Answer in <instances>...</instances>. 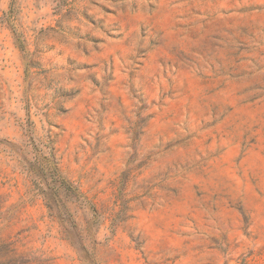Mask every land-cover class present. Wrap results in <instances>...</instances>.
I'll use <instances>...</instances> for the list:
<instances>
[{
	"label": "rangeland",
	"instance_id": "1",
	"mask_svg": "<svg viewBox=\"0 0 264 264\" xmlns=\"http://www.w3.org/2000/svg\"><path fill=\"white\" fill-rule=\"evenodd\" d=\"M1 241L264 264V0H0Z\"/></svg>",
	"mask_w": 264,
	"mask_h": 264
},
{
	"label": "trees",
	"instance_id": "2",
	"mask_svg": "<svg viewBox=\"0 0 264 264\" xmlns=\"http://www.w3.org/2000/svg\"><path fill=\"white\" fill-rule=\"evenodd\" d=\"M31 140V139H30ZM0 264H37L30 253L19 252L14 242H0ZM41 264H49L42 262Z\"/></svg>",
	"mask_w": 264,
	"mask_h": 264
}]
</instances>
